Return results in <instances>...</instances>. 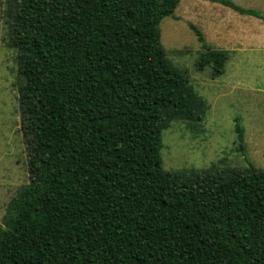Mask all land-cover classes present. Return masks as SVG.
Listing matches in <instances>:
<instances>
[{"label": "trees", "instance_id": "1", "mask_svg": "<svg viewBox=\"0 0 264 264\" xmlns=\"http://www.w3.org/2000/svg\"><path fill=\"white\" fill-rule=\"evenodd\" d=\"M234 11L264 14L232 0ZM179 0H6L18 50L28 181L0 221V264H264V169L163 168L170 121L207 109L167 59L160 21ZM197 70L224 72L227 50Z\"/></svg>", "mask_w": 264, "mask_h": 264}, {"label": "rangeland", "instance_id": "2", "mask_svg": "<svg viewBox=\"0 0 264 264\" xmlns=\"http://www.w3.org/2000/svg\"><path fill=\"white\" fill-rule=\"evenodd\" d=\"M5 1L0 0V221L7 203L28 181V152L17 90L18 50L8 42ZM234 1L264 14V0ZM237 14L209 0H179L174 16H166L159 23L167 59L187 76L196 94L207 103L201 120L175 118L163 130L160 156L166 170L189 173L245 169L247 163L238 151L235 117L244 128L242 144L248 157L256 168L264 169V23L246 30H224L223 36H217L216 27H209L207 22L210 18V25L219 24L225 18L228 28L233 22L247 25L241 20L236 22ZM188 23L198 27L210 48L227 50L222 75L212 76L210 66L197 70L196 62L204 47Z\"/></svg>", "mask_w": 264, "mask_h": 264}, {"label": "crops", "instance_id": "3", "mask_svg": "<svg viewBox=\"0 0 264 264\" xmlns=\"http://www.w3.org/2000/svg\"><path fill=\"white\" fill-rule=\"evenodd\" d=\"M235 4H237V2L236 1H234V0H232ZM224 6V5H223ZM226 7V6H225ZM231 9V8H230ZM233 10V9H232ZM238 13V12H237ZM211 17H213V16H211ZM217 17H219V19H222V17L221 16H219V15H217ZM214 18H212V20H213ZM235 20H236V22L237 21H244V22H247V25H245V26H242V25H239V26H237L236 24H235V22H233L234 24H233V27L232 28H228L227 27V23H228V21H226V20H228V19H225V18H223V22L225 23H216V24H211L210 25V18H208V26L209 27H216V31L218 32V33H216V35L217 36H223L224 34H225V31L224 30H226V31H231V30H235V31H239V30H246L247 28L246 27H249L250 25H251V27L253 26V25H257V26H259L260 25V23L261 22H263L261 19H259V18H257V17H255V16H251V15H243V14H240V13H238L237 15H236V18H234ZM240 21V22H241ZM204 22H206V19L204 20ZM221 33H224V34H222L221 35ZM205 34V33H204ZM207 36V35H206Z\"/></svg>", "mask_w": 264, "mask_h": 264}]
</instances>
